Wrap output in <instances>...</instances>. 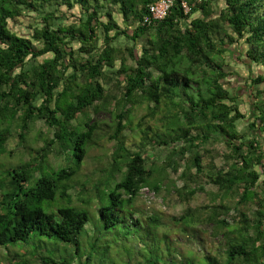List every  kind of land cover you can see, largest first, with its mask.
<instances>
[{
    "label": "trees",
    "instance_id": "trees-1",
    "mask_svg": "<svg viewBox=\"0 0 264 264\" xmlns=\"http://www.w3.org/2000/svg\"><path fill=\"white\" fill-rule=\"evenodd\" d=\"M157 1L0 0V264H103L113 250L130 257V235L147 253L137 264H196L163 259L168 248L148 245L161 219L150 214L143 226L135 216L140 190L168 193L176 173L173 189L186 204L215 187L217 204L187 207L175 220L182 232L225 229V259L204 252L207 264H264V0H173L154 20ZM253 65L263 71L254 75ZM144 105L134 126L145 128L141 144L131 148L130 115ZM151 120L161 126L149 140ZM210 128L224 151L205 147L219 136ZM101 139L113 143L107 163L99 158L85 174ZM51 244L79 258H53Z\"/></svg>",
    "mask_w": 264,
    "mask_h": 264
},
{
    "label": "rangeland",
    "instance_id": "rangeland-1",
    "mask_svg": "<svg viewBox=\"0 0 264 264\" xmlns=\"http://www.w3.org/2000/svg\"><path fill=\"white\" fill-rule=\"evenodd\" d=\"M244 49H247V45H243ZM229 59L228 56L224 57V60ZM239 66H242L239 64ZM262 66H255L253 65V74L257 72H262L263 69ZM233 69V68H232ZM245 75V74H244ZM231 82L234 83L232 79H230ZM237 86V88H236ZM191 89L189 88L188 90L190 92H195L196 90L199 89L195 84L191 83L190 84ZM204 88L201 87L200 90H203ZM233 90H231V93L234 95H238V87L237 83L233 84ZM188 95H191L189 92H186ZM242 94V93H240ZM232 96V95H231ZM241 96V95H240ZM182 98H184L182 96ZM244 97H239L237 100L239 108L248 116L250 109H246L249 105V102L245 99ZM185 99V98H184ZM248 104V105H247ZM146 113L145 105L140 106L135 108V110L132 112L130 115V120L132 122V129L130 127L129 130H127L126 135L128 136L126 144L127 146L133 147H139L141 144L142 140V130L145 128L138 129L134 127L139 119ZM173 115V114H169ZM100 120H103L106 124H110L111 120L108 115L101 113L97 117ZM169 120V119H168ZM246 122V121H245ZM151 124V131L148 133L147 137L149 140H152L154 137H152V132L156 131L157 128H160L161 123L157 122L156 120H151L149 121ZM173 123V120H169L168 124ZM42 122H37L36 127H42ZM44 127V126H43ZM243 126H240L239 128H242ZM157 132V131H156ZM208 135L210 137H215L216 134H219L218 131L214 130L213 128H210L207 131ZM35 133H31L33 136ZM51 136V132L49 133L48 137ZM218 136V135H217ZM222 134H219V136L216 138L217 141H212L210 140L205 147L208 149H212L214 152L215 151H224V144L222 142ZM244 139H246L244 137ZM16 142L15 137H13V141L8 144V148H13L14 143ZM38 145L41 144L40 140L36 141ZM98 147H92L89 152H88V159H86V166H82V172L87 173L91 168L95 167L98 165V159L102 157L104 153L107 155L111 152L113 143L107 142L105 139H101L100 141L97 142ZM143 144V143H142ZM138 145V146H137ZM144 146V145H142ZM264 147V144L261 145ZM159 153V154H158ZM166 151L164 149H159L157 150V164H160L161 161H163L165 157ZM105 164L107 161L104 159H101ZM57 162V161H56ZM215 162L218 165H221V159L219 160L218 158L215 159ZM264 171V168H262ZM160 173V170L158 174ZM161 176V177H159ZM158 176L159 180H163L165 178V174L160 173ZM167 178V176H166ZM172 180H174V185L175 187L181 186V182L178 181V173L176 174H171ZM172 185L170 186L169 192L168 193H163L161 196H158V199L161 200V205H153L150 207H147V205L138 199V204L137 208L140 213H137L135 216L136 217H142V225H146V223H143V220H145V216L148 215H158L159 218L161 219V225L157 228L156 231V236L153 235V238H156L155 241L151 242L149 241L150 238H144V241L147 240L148 245L150 246H157V249L163 251L168 248L169 250V256L166 254L167 252H164L162 257L165 260H168L170 257L173 258L176 261H179L181 259H192L196 264H207V262L203 259L204 252H207L210 256H213L216 258L218 262H221L222 260L225 259V254H224V249H225V242L226 238L222 235L225 231V229H221L219 232V235H216L213 237L211 235V226L206 225V224H199L197 227H193L194 229L191 230L190 228L192 225H189L187 227L186 232H182L183 226H181L179 223L175 222L186 210L187 207L191 208H199L201 206H213L214 204L218 203V199L215 200L214 202H211V193L215 192V187L211 184H205V192H198L196 195L191 199L189 204H186L185 202L181 201L178 197V195L174 191V187ZM75 190L71 189L70 194L71 196L75 194ZM229 199V198H228ZM228 199H225L226 201ZM210 209V208H209ZM253 210V208L251 209ZM211 212V211H210ZM210 212L205 211L204 213L210 214ZM142 214V215H141ZM228 224H232V221L229 219ZM232 227H235V225H230ZM189 228V229H188ZM86 229L88 230V233L90 234V227L89 225L86 226ZM85 229L83 230L84 236H85ZM86 237V236H85ZM84 237V238H85ZM130 238H132L129 241L124 242V247L126 250L130 252V257L126 256L125 254L122 253H116L114 250L110 253V257L112 260L108 259L106 262H103V264H137V262H142L143 258L147 256V253H145L144 246L142 244V241H140L139 237L137 235H130ZM87 238V237H86ZM89 238V237H88ZM91 238V237H90ZM93 238V237H92ZM103 238V237H99ZM88 244V243H87ZM85 245L86 250H89V245ZM52 246H45L47 247L45 249L46 253L50 255L53 258H60V256L63 255V258H65L67 261L71 260H77L79 256L74 253V250L70 248L69 246H63L60 244H51ZM19 246V245H18ZM96 246V245H95ZM41 248L44 249V246ZM7 250L5 248H0V254H4ZM84 251V249H82ZM22 252V251H21ZM98 252V251H97ZM96 252V253H97ZM61 253V254H60ZM59 256V257H58ZM73 263V261H72ZM39 264V263H36ZM91 264H96V260L93 261ZM166 264V263H164Z\"/></svg>",
    "mask_w": 264,
    "mask_h": 264
},
{
    "label": "built area",
    "instance_id": "built-area-1",
    "mask_svg": "<svg viewBox=\"0 0 264 264\" xmlns=\"http://www.w3.org/2000/svg\"><path fill=\"white\" fill-rule=\"evenodd\" d=\"M172 1L173 0H158L156 3L151 5L149 7L151 18L154 20L162 19L165 16L168 8L172 5ZM182 7L185 11H187L186 5L184 3H182ZM145 21L148 22V18H146ZM139 199L143 201L147 207L156 204L161 205V200L158 199V196H156V194L147 187H144L140 190Z\"/></svg>",
    "mask_w": 264,
    "mask_h": 264
}]
</instances>
